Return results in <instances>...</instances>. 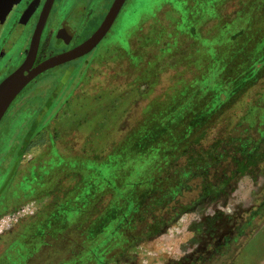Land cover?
<instances>
[{
    "label": "trees",
    "instance_id": "obj_1",
    "mask_svg": "<svg viewBox=\"0 0 264 264\" xmlns=\"http://www.w3.org/2000/svg\"><path fill=\"white\" fill-rule=\"evenodd\" d=\"M222 2L211 3L212 14ZM245 2L253 8L245 40L240 42V31L231 44L217 46L212 56L221 66L211 88L193 86L206 69L193 64L200 60L198 49L190 50L163 100H150L134 126L101 156L73 164L71 188L21 224L16 230L20 239H9L0 264L34 258L38 264H134L133 247L200 202L215 201L232 180L264 162V0ZM61 92L43 97L30 117L22 112L10 116L12 121L19 116L24 128L15 135L4 129L8 143L4 140L0 153L10 155L11 162L1 191L16 179L24 153L54 112L51 107ZM234 108L238 113L230 128L202 145ZM36 229L40 235L33 237ZM29 247L35 251L22 261Z\"/></svg>",
    "mask_w": 264,
    "mask_h": 264
},
{
    "label": "rangeland",
    "instance_id": "obj_2",
    "mask_svg": "<svg viewBox=\"0 0 264 264\" xmlns=\"http://www.w3.org/2000/svg\"><path fill=\"white\" fill-rule=\"evenodd\" d=\"M245 1L129 0L114 31L91 53L88 66L74 74L76 78L66 84L43 82L34 90L38 95L13 104L30 117L28 113L37 110L43 97L63 90L51 107L54 112L24 153L16 179L0 196V253L9 239H20L16 230L22 223L71 188L76 179L74 163L101 156L134 126L150 100H163L190 50L198 49L200 60L193 64L206 69L193 86L211 88L221 66L212 56L217 46L231 44L240 31V42L245 40L244 26L253 10ZM212 2H222L216 14L210 9ZM199 36L213 39L205 42ZM237 113L235 108L227 112L202 145L224 134ZM18 117L15 121L3 118L0 149L4 140L8 143L6 127L13 135L21 127ZM9 159L10 155L6 158L0 153V191ZM40 231L34 230L33 237ZM33 251L27 248L21 260L31 258ZM131 253L136 257L134 264H264V162L232 180L219 199L200 202Z\"/></svg>",
    "mask_w": 264,
    "mask_h": 264
},
{
    "label": "flooded vegetation",
    "instance_id": "obj_3",
    "mask_svg": "<svg viewBox=\"0 0 264 264\" xmlns=\"http://www.w3.org/2000/svg\"><path fill=\"white\" fill-rule=\"evenodd\" d=\"M114 1L15 0L0 7V84L21 69L31 75L43 61L83 43L101 25ZM127 1L129 2L126 0L125 3ZM121 10L106 36L92 51L32 77L6 110L0 121V129L3 127L5 117L15 116L20 112L21 106L15 109L13 104L38 95L34 90L41 83L66 84L72 78H76L74 74H78L88 66L91 53L96 51L103 40L114 31L113 27ZM37 34L39 39L36 44ZM23 128L21 127L20 130ZM9 160L11 162V159ZM3 192L4 190L0 191V196ZM212 251L213 249L211 253ZM25 264H36L35 258Z\"/></svg>",
    "mask_w": 264,
    "mask_h": 264
},
{
    "label": "water",
    "instance_id": "obj_4",
    "mask_svg": "<svg viewBox=\"0 0 264 264\" xmlns=\"http://www.w3.org/2000/svg\"><path fill=\"white\" fill-rule=\"evenodd\" d=\"M12 1L15 0H0V7H4ZM125 1L126 0H115L101 25L88 39H86L80 45L65 53L55 55L43 61L38 67H36L31 75L26 74L25 71L21 69L20 71L5 79L0 84V121L15 96L22 90V88L30 81L32 77L51 67H54L55 65L75 59L92 51L108 33ZM38 39L39 35L37 34L35 37L36 44L38 43Z\"/></svg>",
    "mask_w": 264,
    "mask_h": 264
}]
</instances>
